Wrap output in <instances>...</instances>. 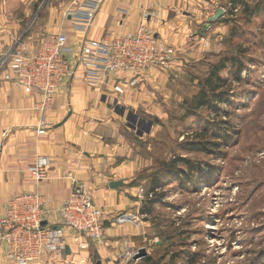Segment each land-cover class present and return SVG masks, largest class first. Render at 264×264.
<instances>
[{"label": "rangeland", "instance_id": "obj_1", "mask_svg": "<svg viewBox=\"0 0 264 264\" xmlns=\"http://www.w3.org/2000/svg\"><path fill=\"white\" fill-rule=\"evenodd\" d=\"M50 3L70 0L27 2L12 35L16 44H24L32 20ZM209 4V18L218 9L223 16L208 18L191 38L177 92L158 100L156 112L143 114L138 132L126 137L141 164L134 184L145 224L117 264H264V0ZM168 44L175 53L167 68H151L134 87L121 82L125 90L153 69L171 68L179 51ZM212 75L207 90L214 92L201 106L195 98ZM140 248L146 256L133 260Z\"/></svg>", "mask_w": 264, "mask_h": 264}, {"label": "crops", "instance_id": "obj_2", "mask_svg": "<svg viewBox=\"0 0 264 264\" xmlns=\"http://www.w3.org/2000/svg\"><path fill=\"white\" fill-rule=\"evenodd\" d=\"M32 1L0 0V217L15 196L38 193L48 200L50 223L58 222V208L69 197L74 180L104 212V245L79 252L67 238L63 264H117L126 248L136 247L145 224L139 213V190L133 184L141 164L126 137L138 132L143 114L156 112L158 100L173 98V91L177 92L180 64L193 43L191 38L205 28L211 16L210 0H101L93 24L85 32L76 30L64 17L73 1L85 0L47 4L32 20L24 45L35 49L52 35L64 33L74 71L58 85L53 102L39 110L34 109L42 102L38 92L29 95L13 80H3L10 73L6 54L16 44L12 35L21 27L20 11L26 16L24 6ZM147 10L156 16L144 24L142 16ZM141 25L177 48L171 68L151 70L136 88H126L119 96L112 92V80L101 92L86 84L82 78L86 69L76 66L80 46L110 33H134ZM42 116L46 128L39 134ZM39 155L51 160L42 182L34 181L28 172ZM112 183L120 185L112 187ZM119 217L125 220L119 222ZM0 264H8L3 249ZM42 264L58 263L44 260Z\"/></svg>", "mask_w": 264, "mask_h": 264}, {"label": "built area", "instance_id": "obj_3", "mask_svg": "<svg viewBox=\"0 0 264 264\" xmlns=\"http://www.w3.org/2000/svg\"><path fill=\"white\" fill-rule=\"evenodd\" d=\"M100 2L73 1L64 17L76 30L85 32L93 24ZM155 16L152 10L144 11L142 21L146 24ZM66 43V35L57 33L30 55L25 54L28 48L19 43L9 54L10 73L4 74L3 80H13L29 95L38 92L42 102L34 106L35 110L50 105L58 85L74 71ZM174 53V48L159 39L154 30L141 25L134 33H110L101 40L86 41L78 50L76 66L86 69L83 80L98 92L106 86V81L112 80L117 82L112 91L123 95L121 82L134 87L151 68H167ZM38 126L37 132L43 133L46 128L43 116ZM50 164L48 156H37L35 164L28 169L29 175L36 182L46 180ZM48 212V200L38 193L21 194L8 201L0 217V249L8 264H42L44 260L63 263L69 246L67 238L79 252L87 251L91 245H104V212L74 180L69 197L58 208L59 221L50 223ZM123 220L124 217L118 218L119 222Z\"/></svg>", "mask_w": 264, "mask_h": 264}, {"label": "trees", "instance_id": "obj_4", "mask_svg": "<svg viewBox=\"0 0 264 264\" xmlns=\"http://www.w3.org/2000/svg\"><path fill=\"white\" fill-rule=\"evenodd\" d=\"M217 71H219V68L215 69V72H217ZM213 78H214V76L212 75L211 77H209V78H207L205 80V83H203V88L200 90L198 96L195 98L201 106L206 104V98L209 95L208 92H210V93L214 92V89H212V87H211V89L207 90L208 87L211 86V84H210L211 81L210 80L213 79ZM202 147H204V148H201L198 145H190V144L187 145V149H189V150H201V151H203L204 149H206L205 146H202ZM133 184H134V182H133ZM152 184H153V188H157L160 185L159 182L154 184V180H153ZM140 212H141V214H146L147 213L145 211V209H143V210L141 209Z\"/></svg>", "mask_w": 264, "mask_h": 264}, {"label": "water", "instance_id": "obj_5", "mask_svg": "<svg viewBox=\"0 0 264 264\" xmlns=\"http://www.w3.org/2000/svg\"><path fill=\"white\" fill-rule=\"evenodd\" d=\"M223 16V11L222 9H218L214 16L209 18V22H215L217 21L218 19H220L221 17ZM118 185H120V183H112L111 186L112 187H117ZM45 223H43L44 225ZM66 253H68V248L66 249ZM146 256V251L144 248H140L138 249L137 253L134 254L133 256V260H136V259H139V258H143Z\"/></svg>", "mask_w": 264, "mask_h": 264}]
</instances>
